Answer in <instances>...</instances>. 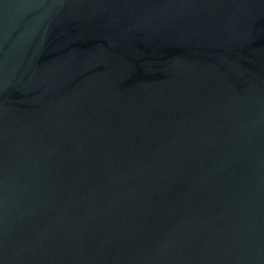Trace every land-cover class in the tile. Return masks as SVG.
Returning a JSON list of instances; mask_svg holds the SVG:
<instances>
[{"label": "water", "instance_id": "water-1", "mask_svg": "<svg viewBox=\"0 0 264 264\" xmlns=\"http://www.w3.org/2000/svg\"><path fill=\"white\" fill-rule=\"evenodd\" d=\"M0 264H264V0H0Z\"/></svg>", "mask_w": 264, "mask_h": 264}]
</instances>
